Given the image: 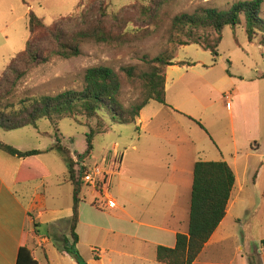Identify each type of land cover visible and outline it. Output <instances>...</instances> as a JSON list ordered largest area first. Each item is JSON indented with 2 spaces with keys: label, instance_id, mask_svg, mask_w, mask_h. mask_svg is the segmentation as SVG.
I'll return each instance as SVG.
<instances>
[{
  "label": "rangeland",
  "instance_id": "374dc122",
  "mask_svg": "<svg viewBox=\"0 0 264 264\" xmlns=\"http://www.w3.org/2000/svg\"><path fill=\"white\" fill-rule=\"evenodd\" d=\"M24 1L35 5V13L43 18L47 25H52L57 19L72 12L82 9L88 11L91 5L95 10L105 1L108 3L109 12L112 13L107 20L108 27L125 35L123 40L117 42L87 41L82 45L81 54L77 57H54L49 62L32 68L20 83L18 98L54 95L69 89L83 90L86 70L94 66H110L117 72L124 66H136L139 73L151 72L152 67L148 59L175 50L176 59L185 64L169 70L170 100L174 98L181 101L196 119L203 118V121H199L208 129L212 138L198 123L193 124L188 120L183 122L191 126L195 135L207 140L211 151L218 156L216 158H220L219 147L222 146L225 158L232 160L230 152L234 137L241 143L257 142L260 145L259 155L264 154V44L261 43L263 35L260 34L251 42L244 20L236 27L226 26L222 31L217 55L196 43L181 46L179 39L185 41L187 38H172L171 35V23L178 14L193 13L201 8L228 9L235 2L247 0H168L160 8L148 10L151 12L149 18L144 16L142 8L150 7L151 0H6L3 15L0 17V31H4V35L0 33V75L15 56L8 54L9 49L17 52L25 49L30 32L29 16L15 21V17L21 16L27 9ZM11 4L16 7L14 13L10 9ZM115 15L122 18V25L114 21ZM261 16L264 17V2ZM208 34L212 39L215 37L214 32L209 31ZM5 35L10 36L8 42H5ZM228 93L229 98L226 96ZM120 98L127 107L140 102L143 98V85L140 82L131 85L122 75ZM159 107V102L151 101L143 109V113L148 116ZM78 119L83 125L71 118H63L58 124L62 144L74 155L86 150L87 136L90 133L88 125H97V120H90L86 116H80ZM104 124L106 131L94 137L93 156L86 160V164L105 165L103 158L113 148L114 143L119 142L122 150L123 142L138 133L134 123H121L113 120L108 114H104ZM171 127L175 131L186 130L173 120ZM0 136L4 143L17 149L42 150V159L48 165L51 176L44 180L45 182L28 184L27 189L39 188L38 190L45 192L48 207L44 211L45 216L51 217L55 210L68 208L69 191L73 187L71 183L64 182L68 171L66 162L57 151H47L56 142L53 123L44 118L39 121L38 128L27 126L14 131H4L0 128ZM212 152H208L210 157L213 156ZM3 153L7 159L14 161V157ZM75 159L77 160V157ZM116 160L118 162L119 158L116 157ZM253 176L254 172L248 175L243 197L255 201V204L249 205L245 201L239 205L241 222H238V227L245 233L247 240L264 238V173H261L258 186H254ZM16 189L23 190L19 185ZM21 194L30 201L29 194L24 191ZM82 195L88 198L91 196L87 186L83 188ZM248 207L253 210L246 213L245 209ZM46 229V226L41 227L40 233L47 234ZM60 245L63 247L62 241ZM49 248L52 250V245H49ZM263 248V244L256 245L254 250L246 253L251 263L260 264L264 260Z\"/></svg>",
  "mask_w": 264,
  "mask_h": 264
},
{
  "label": "crops",
  "instance_id": "0c3cea01",
  "mask_svg": "<svg viewBox=\"0 0 264 264\" xmlns=\"http://www.w3.org/2000/svg\"><path fill=\"white\" fill-rule=\"evenodd\" d=\"M24 2L27 9L15 17V21L26 19L35 9L34 4ZM5 4L6 0H0V17ZM10 9L13 13L16 11L12 4ZM0 33L4 35L3 30ZM4 37L8 42L10 36ZM9 50L11 57L18 53ZM176 62L179 61L176 59ZM178 66L171 65L166 69L168 105L159 103L161 107L148 116L142 110L134 123L138 133L123 142L122 150L119 142L114 143L103 158L111 173L109 194L102 198L88 188L91 196L82 195L76 233L83 264H161L157 259L158 247H175L178 233H188L194 166L200 160L227 161L236 173V184L225 218L193 264H251L246 253L263 244L264 238L247 240L238 227L241 222L239 205L245 201L249 205L255 204L243 197L248 175L254 172L253 184L258 186L261 173H264V154L258 153L260 145L253 141L241 143L234 137L230 152L232 160L225 158L222 146L219 147L221 156L216 158L218 156L211 151L207 140L195 135L191 126L183 122L197 123L190 118L196 119L194 114L181 101L170 100L169 70ZM172 120L186 130L175 131L171 127ZM199 120L203 121V118ZM208 152L213 156L210 157ZM14 158V161L7 159L0 150V264H17L23 243L41 262L46 261L45 249L51 264H79L59 249L62 248L60 241L69 236L73 189L69 191L68 208L55 210L53 216L46 217L45 192L39 188L27 189L28 184L45 182L51 176L42 153ZM64 182H68L66 178ZM17 185L23 190L18 191ZM23 191L30 195L29 202L22 196ZM107 200H114L115 207H105ZM95 201L101 206L94 204ZM245 210L249 213L253 208ZM44 226L47 234L40 233ZM260 264H264V260Z\"/></svg>",
  "mask_w": 264,
  "mask_h": 264
},
{
  "label": "trees",
  "instance_id": "16d2710c",
  "mask_svg": "<svg viewBox=\"0 0 264 264\" xmlns=\"http://www.w3.org/2000/svg\"><path fill=\"white\" fill-rule=\"evenodd\" d=\"M168 0H151L150 7H143L146 18L151 17L154 9L160 8ZM263 0L238 1L228 9L201 8L193 13L176 15L171 23L172 38L179 39L180 45L196 43L218 54L222 31L226 26L236 27L245 21L247 36L251 42L260 34L264 44V17L261 16ZM81 7V6H79ZM108 3L102 1L98 8L91 5L89 10L82 9L57 19L47 25L34 11L29 13L30 36L25 49L18 52L0 75V128L14 131L32 126L39 127L41 119H49L55 126L56 142L47 151H57L67 165L66 180L73 185V214L69 236L65 237L59 249L70 254L79 264L83 258L77 249L79 240L76 228L79 222V207L82 201L84 163L93 154L94 137L106 131L104 114L121 123H136L141 111L151 101L167 104L166 69L171 65H184L176 62L175 50L148 59L151 72L139 73L136 66H124L117 72L110 66H94L86 70L83 90L69 89L54 95L43 94L18 98L19 86L28 72L54 57L69 59L81 54V47L87 41L97 43L123 40L124 33L108 27ZM114 21L123 24L122 18L115 15ZM120 27V26H119ZM214 32L212 39L208 32ZM147 58V57H146ZM122 75L134 85H143V98L131 106L121 101ZM80 116L97 120V125H88L87 147L83 153L75 154L62 144L59 121L71 118L78 124ZM196 121L204 130L202 122ZM44 134V133H43ZM46 134V133H45ZM0 150L8 155L27 158L42 153L41 150H20L0 139ZM236 184V173L224 160L197 161L191 193V208L188 233H178L175 247L159 246L157 259L161 264H193L203 251L213 233L225 218L230 198ZM98 207L101 205L95 201ZM37 226V225H35ZM264 244V241H262ZM45 262L38 260L33 250L23 243L17 264H51L46 250ZM251 264H254L253 262Z\"/></svg>",
  "mask_w": 264,
  "mask_h": 264
},
{
  "label": "built area",
  "instance_id": "2783aa9c",
  "mask_svg": "<svg viewBox=\"0 0 264 264\" xmlns=\"http://www.w3.org/2000/svg\"><path fill=\"white\" fill-rule=\"evenodd\" d=\"M226 96L229 98L230 93H228ZM228 106L230 105L228 104ZM84 167L85 170L83 173V182L85 187L87 186L88 188H91L102 198L106 197V193L109 191L111 176V173L108 171L107 167L100 163L86 164V162L84 163ZM104 203L105 207H115L114 200H107Z\"/></svg>",
  "mask_w": 264,
  "mask_h": 264
}]
</instances>
